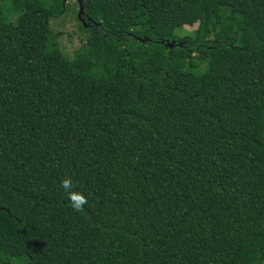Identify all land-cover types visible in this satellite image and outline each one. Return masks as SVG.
<instances>
[{"label":"trees","instance_id":"16d2710c","mask_svg":"<svg viewBox=\"0 0 264 264\" xmlns=\"http://www.w3.org/2000/svg\"><path fill=\"white\" fill-rule=\"evenodd\" d=\"M74 2L0 0V264H264V0Z\"/></svg>","mask_w":264,"mask_h":264},{"label":"rangeland","instance_id":"374dc122","mask_svg":"<svg viewBox=\"0 0 264 264\" xmlns=\"http://www.w3.org/2000/svg\"><path fill=\"white\" fill-rule=\"evenodd\" d=\"M67 10L59 18L50 20V29L53 33L58 34L57 38L62 46L63 52L68 56L72 57L74 51L84 41V34H81L80 26L78 24L76 13L78 7L74 0H65ZM194 25H184L182 27L183 32H191L196 29ZM11 264H27L24 258H17L12 261Z\"/></svg>","mask_w":264,"mask_h":264},{"label":"clouds","instance_id":"9594fccd","mask_svg":"<svg viewBox=\"0 0 264 264\" xmlns=\"http://www.w3.org/2000/svg\"><path fill=\"white\" fill-rule=\"evenodd\" d=\"M73 184L71 177L66 176L61 180V187L67 194L71 207L79 212L83 210L88 200L81 192L74 190Z\"/></svg>","mask_w":264,"mask_h":264},{"label":"water","instance_id":"95a60500","mask_svg":"<svg viewBox=\"0 0 264 264\" xmlns=\"http://www.w3.org/2000/svg\"><path fill=\"white\" fill-rule=\"evenodd\" d=\"M81 11V10H80Z\"/></svg>","mask_w":264,"mask_h":264}]
</instances>
